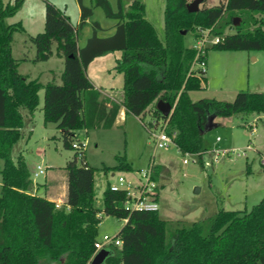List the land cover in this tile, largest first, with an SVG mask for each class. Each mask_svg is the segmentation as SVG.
Here are the masks:
<instances>
[{
	"label": "trees",
	"instance_id": "1",
	"mask_svg": "<svg viewBox=\"0 0 264 264\" xmlns=\"http://www.w3.org/2000/svg\"><path fill=\"white\" fill-rule=\"evenodd\" d=\"M190 1L165 0L163 40L145 17L140 0H132L127 8L123 0H115V7L110 0H94L90 6L77 0V25L62 9L46 1L42 31L28 35L35 47L32 60L47 61L56 56L63 59V69L60 83L53 78L42 84L21 74L12 55L13 33L24 31V27L20 21L6 23L5 19L16 12L22 0H14L13 5L0 0V264H89L100 213L125 222L115 234L121 244L108 248L103 264H264V197L248 211L219 209L208 221L171 226L158 211L127 208L125 191H113L109 183L102 192V207H97L96 169L86 161L84 150L78 164L74 150L64 166V204L68 209L57 208L55 202L32 192V173L24 156L13 153L23 137L25 122L33 119L40 89L44 92L43 122L56 125L67 149H73L74 142L85 141L79 138L80 130L111 128L123 106L125 115L140 119L150 112L156 120L154 126L160 119L166 122L176 148L183 154H196L201 162L207 150L201 132L208 117L264 113L261 91L240 90L231 101L192 100L189 94L203 87L206 71L193 68L196 48L184 42L189 31L199 38V30L210 28L211 34L220 38L206 47V53L208 48L264 50V0H219L212 6L203 0L195 12L187 10ZM96 7L113 20L114 31L98 36L96 29L101 26L90 21L92 34L78 45V29ZM242 11L248 14L244 30V18L233 14ZM224 16H229L225 23L233 25L235 32L224 34L219 28ZM235 18L239 19L237 24ZM115 51L121 52L115 64L123 78L121 103L103 96L86 73L93 59ZM158 100L173 106L169 117L157 109ZM115 160V165L103 170H134L125 154L115 155ZM261 167L264 170V163ZM161 170L160 164L152 165L151 177L156 182Z\"/></svg>",
	"mask_w": 264,
	"mask_h": 264
},
{
	"label": "rangeland",
	"instance_id": "2",
	"mask_svg": "<svg viewBox=\"0 0 264 264\" xmlns=\"http://www.w3.org/2000/svg\"><path fill=\"white\" fill-rule=\"evenodd\" d=\"M2 1L14 4V0ZM46 1L62 9L73 25L78 24L77 0H22L16 12L6 18L5 22L20 21L24 27V31L13 33L12 42L14 55L26 58L20 68L23 72L57 69L56 56H52L48 61L31 60L35 56V47L29 41L28 35L42 31ZM131 1L123 0L125 8ZM140 1L145 7V17L154 25L159 38L163 40L165 0ZM93 2L94 0H83L87 6ZM110 2L115 7V0ZM218 3L219 0L204 1L207 6ZM233 14L244 18L241 24L244 30L248 26V20H245L248 14L245 11ZM226 16L220 21L219 28L224 34L233 33L235 28L225 23L229 20V16ZM89 19L104 27L96 29L98 36L113 33L114 27L109 28L113 20L105 17L99 7L93 8ZM92 31V22H87L79 28L78 44H84ZM198 32L202 35V30ZM199 38H195L194 31H189L184 37V42L191 46ZM113 54L120 52L109 53L87 66L88 76L96 83L121 86L123 78L122 74L115 70L116 61ZM206 58V82L201 89L190 92L192 100L214 98L231 101L240 90L264 92V50L232 51L208 48ZM40 96L42 97V93ZM36 116H40L39 113H36ZM151 118L154 117L148 111L141 119L127 114L122 119L119 117L109 129H90L86 133H78L79 138L85 140V159L96 169L94 191L97 207H102V191L108 180L116 183L117 177L123 176L135 185L141 170L146 169L151 162L162 165L159 180L156 182L158 214L171 226L189 225L198 220L208 221L219 209L248 211L264 197V170L261 167V163H264V113L214 116L213 122L216 126L203 134L207 150L203 152L201 162L195 154L181 153L173 142L164 148H156L152 132H156L163 121L160 119L157 125L153 126L149 123ZM33 127L30 137L25 136L21 141L22 154L29 169L34 172L39 164L47 166V170L55 169L57 175H66L64 166L73 156L74 149L63 146L60 132L53 124L43 126L42 120L35 117ZM216 148L228 151L227 154H218L217 161L214 160ZM117 154H125L134 170H103V167L116 164ZM77 158V163L80 164L82 160L78 156ZM184 159L187 162H183ZM34 179L43 180L44 173L37 177L32 174L33 182ZM60 207L64 208L62 205ZM100 217L98 238L104 234L115 236L125 223L123 219L103 213H100Z\"/></svg>",
	"mask_w": 264,
	"mask_h": 264
},
{
	"label": "built area",
	"instance_id": "3",
	"mask_svg": "<svg viewBox=\"0 0 264 264\" xmlns=\"http://www.w3.org/2000/svg\"><path fill=\"white\" fill-rule=\"evenodd\" d=\"M211 36L213 37L210 38ZM219 38H220L219 36L211 34L210 28L202 30L201 37L194 44V47L196 48V54L193 62V68H199L202 71H206V58H205L206 47L214 43H217L219 41ZM150 121L153 126L154 124H156L155 123L156 120L154 118L153 119L151 118ZM160 126L161 127H159L156 132H152V135L154 136L156 148H164L169 143L173 142L172 141L173 135L172 136L169 135L166 131V122L163 121L162 125ZM217 141H219V138H217ZM84 142L82 141V144H79L78 142H74L72 144L73 149L77 152V156L80 158H82L83 156V150L85 146ZM214 152H215V157H214L215 161L218 160V154L228 153V151L226 150L220 151L218 148L214 149ZM183 162H187V160L184 159ZM152 165L153 163L151 162L146 169L141 170L139 177L137 178V183L135 185H133L131 181L126 180L123 176H118L116 183H112V182L109 183V187L111 190L125 191L127 195L125 206L127 208L137 209V210H147V211H158L159 206L156 197L157 194L156 181L153 180L151 177ZM44 170L45 169L41 165L36 166V170L32 173L33 177H37L38 175L43 174ZM55 206L57 208H60L61 204L55 203ZM120 244L121 241L119 238H116L115 236H110L108 234L102 235L101 238H97L96 241L94 242V253L91 256L90 261L99 250L108 249L112 246H117Z\"/></svg>",
	"mask_w": 264,
	"mask_h": 264
},
{
	"label": "crops",
	"instance_id": "4",
	"mask_svg": "<svg viewBox=\"0 0 264 264\" xmlns=\"http://www.w3.org/2000/svg\"><path fill=\"white\" fill-rule=\"evenodd\" d=\"M79 18H80V8H79V4H78V19H77L78 21H79ZM78 21H77V23H78ZM87 22L90 23V19H87ZM112 24L110 25L109 28L112 27ZM263 27H264V25H263ZM99 29H104V27L101 26ZM96 34H97V32H96ZM12 42H13V39H12ZM195 43H196V41H195ZM194 44H193V46H194ZM11 49H12L13 57L18 60V70H19V72L21 74H23L24 76H26L27 79H37L42 84H45L46 82H48V81H50V80H52L54 78V81L56 83H60V74H61L62 69H63V59L56 57L57 58V69L56 70L52 69V68H48V69H45V70H42V71H38V72H33V73L32 72H28V71H24L23 72V71L20 70V68H21V65L23 64V62L26 60V58H24L23 56L16 57L14 55V49H13L12 43H11ZM115 52H119V51H115ZM115 52H108V53H106V54H104V55H102L100 57H103L105 55H108L109 53L111 54V53H115ZM120 54H121V52H120ZM120 54H113L115 61L117 60V58L120 57ZM100 57H97V58L93 59V61H91L90 63L100 59ZM27 59H30V58H27ZM32 59L33 58H31V60ZM48 60H50V59H48ZM207 63L208 62H207V58H206V64ZM87 76H88V74H87ZM88 78L91 81V83L93 84V86L95 88H97L101 92V94L103 96L107 97L110 101H115V102H119V103L122 102V98H123L122 84H121V86H114V85H111L109 83L106 84V85H101V83H99V84L96 83L89 76H88ZM41 93H42V97L40 96ZM43 93H44L43 89H40L39 92H38L39 103H38L37 108H36V110L34 112L33 119L31 121H26L25 122V124H24V126L22 128L23 137L15 144L14 152H13L15 156L17 154H19V153L22 154L23 148H22V144H21L22 142L21 141L23 140V138L25 136L27 137L29 132L33 133V128H34L33 127V123L35 121V117L37 119L40 118L42 120V125L43 126H46V125L48 126L50 124H53L54 127H56V125L54 123H46L45 124L43 122V116H42ZM124 111H125L124 107L121 106V108L119 110V113L116 116L115 121L119 117H120V119L125 117V112ZM36 113H39L40 116H36ZM56 129H57L58 132H60V130L57 127H56ZM79 132L86 133L87 131L80 130ZM24 159H25V157H24ZM201 159H202V156H201ZM25 162H26V160H25ZM27 166H28V164H27ZM41 166L45 169L44 170V179L43 180H35L34 179V182H33V185H34L33 186V193H35L37 195L45 196L49 200H51V201H53L55 203H60L65 209H68V207L64 204L65 193H66V175H57V171H55V169L49 168V170H47L46 169L47 166H45V167L43 165H41ZM161 167H162V165H161ZM30 172L33 173L31 170H30ZM111 176H113V173L111 174ZM107 183H110L109 180L107 181Z\"/></svg>",
	"mask_w": 264,
	"mask_h": 264
},
{
	"label": "water",
	"instance_id": "5",
	"mask_svg": "<svg viewBox=\"0 0 264 264\" xmlns=\"http://www.w3.org/2000/svg\"><path fill=\"white\" fill-rule=\"evenodd\" d=\"M203 0H192L187 3V10L189 12H195L199 9V5L201 4ZM239 22L238 18L234 19V24H237ZM185 31H182V34H184ZM157 109L161 112V114L165 117H169L172 113L173 106L169 102H165L162 100H158L156 103ZM214 116H210L207 119V124L204 130L201 132L202 134L205 131H208L216 126V123L213 122ZM109 255L108 249H101L99 250L91 259L90 264H103L107 256Z\"/></svg>",
	"mask_w": 264,
	"mask_h": 264
}]
</instances>
